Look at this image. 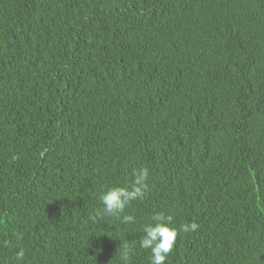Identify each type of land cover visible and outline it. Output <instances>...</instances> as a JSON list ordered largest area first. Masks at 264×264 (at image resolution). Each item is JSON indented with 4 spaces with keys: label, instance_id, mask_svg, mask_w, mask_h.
<instances>
[{
    "label": "trees",
    "instance_id": "trees-1",
    "mask_svg": "<svg viewBox=\"0 0 264 264\" xmlns=\"http://www.w3.org/2000/svg\"><path fill=\"white\" fill-rule=\"evenodd\" d=\"M0 264H264V0H0Z\"/></svg>",
    "mask_w": 264,
    "mask_h": 264
}]
</instances>
